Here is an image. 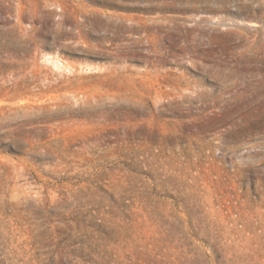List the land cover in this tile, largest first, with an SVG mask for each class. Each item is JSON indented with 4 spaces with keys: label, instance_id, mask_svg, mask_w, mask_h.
<instances>
[{
    "label": "rangeland",
    "instance_id": "obj_1",
    "mask_svg": "<svg viewBox=\"0 0 264 264\" xmlns=\"http://www.w3.org/2000/svg\"><path fill=\"white\" fill-rule=\"evenodd\" d=\"M0 264H264V0H0Z\"/></svg>",
    "mask_w": 264,
    "mask_h": 264
}]
</instances>
